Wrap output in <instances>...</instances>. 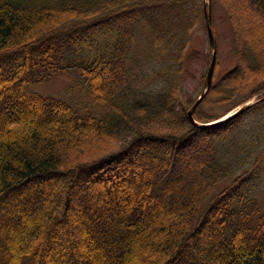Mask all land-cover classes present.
<instances>
[{
    "label": "trees",
    "instance_id": "1",
    "mask_svg": "<svg viewBox=\"0 0 264 264\" xmlns=\"http://www.w3.org/2000/svg\"><path fill=\"white\" fill-rule=\"evenodd\" d=\"M212 1L237 63L217 78V61L194 118L257 101L198 126L185 63L205 0H0V264H264V213L240 208L264 145L236 172L264 113V0ZM57 76L69 98L31 87Z\"/></svg>",
    "mask_w": 264,
    "mask_h": 264
},
{
    "label": "rangeland",
    "instance_id": "2",
    "mask_svg": "<svg viewBox=\"0 0 264 264\" xmlns=\"http://www.w3.org/2000/svg\"><path fill=\"white\" fill-rule=\"evenodd\" d=\"M205 1L207 4H209V0ZM211 3L213 31L218 42V66L216 68L218 78L225 75L229 70H231L236 65L237 60L234 53L232 29L227 12L219 1H212ZM235 9L236 15L238 16L240 23H242L245 38L247 37L248 39H250V36L258 35L260 29L254 15L248 14L247 9H245L244 6L240 4L237 5ZM205 21L206 17L205 20H203L199 24L193 34L191 48L185 63V88L187 91V95H190L194 98H198L204 89V82L210 65L209 57L211 52L213 53ZM89 50V48L82 49L78 52L71 50V52L69 51L66 53V56L72 57L73 59H77L79 55H83L84 57H86ZM31 87L33 90L42 92L46 95L66 96L69 98V82L62 76H57L44 82H34ZM254 101L257 100L252 99L242 105L252 103ZM219 110L220 109H217L214 112H220ZM235 110L236 109L232 110L231 113ZM237 136L239 145H249L246 146V150L250 152V155H252L246 162L239 165V168L236 172L242 173L244 169L249 168V160H252L255 157L254 153L261 150V147H263L264 145V113L247 114L244 117L243 125ZM247 142L249 144H247ZM230 153L232 152L229 151L228 154ZM256 172V179L255 177L251 178L248 183L249 187L244 190L245 198L243 203L241 201L242 204L240 203V208L247 206L246 209L249 210V212L248 210L247 212L251 213V215L254 217V220L257 221L259 213H264V161L261 162ZM246 197H248V199ZM257 210H259V212Z\"/></svg>",
    "mask_w": 264,
    "mask_h": 264
},
{
    "label": "water",
    "instance_id": "3",
    "mask_svg": "<svg viewBox=\"0 0 264 264\" xmlns=\"http://www.w3.org/2000/svg\"><path fill=\"white\" fill-rule=\"evenodd\" d=\"M211 2H212V0H209V4H207L205 2V17H206L207 32H208L210 43H211V46H212V49H213L212 59H211V63L209 65V68H208V71H207V75H206V78H205L204 89H203L201 95L199 96V98L197 99V101L192 106V108L188 111L189 118L191 119L192 122H194L198 126H207V125H210V124H215V123H218V122H221V121L228 120V119H230L233 116H237V115H240V114L244 113L247 109H249L255 103V101H254L252 103H247L245 105H242L239 108H237L234 112L229 113L225 117H222L221 119L213 121L212 123H200L194 118L195 109L200 104V102L205 97V95L207 94L208 90L211 88V86L213 84L214 72H215V68H216V65H217L218 42H217L216 36L214 34V31H213L212 12H211V10H212L211 4L212 3Z\"/></svg>",
    "mask_w": 264,
    "mask_h": 264
}]
</instances>
